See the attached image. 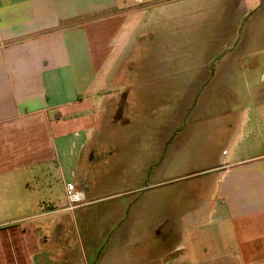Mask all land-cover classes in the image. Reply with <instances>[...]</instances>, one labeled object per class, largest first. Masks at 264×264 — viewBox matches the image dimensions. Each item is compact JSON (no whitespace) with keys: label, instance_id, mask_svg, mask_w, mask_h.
<instances>
[{"label":"crops","instance_id":"1","mask_svg":"<svg viewBox=\"0 0 264 264\" xmlns=\"http://www.w3.org/2000/svg\"><path fill=\"white\" fill-rule=\"evenodd\" d=\"M132 118L154 152L103 184ZM0 230V264H264V0H0Z\"/></svg>","mask_w":264,"mask_h":264},{"label":"rangeland","instance_id":"2","mask_svg":"<svg viewBox=\"0 0 264 264\" xmlns=\"http://www.w3.org/2000/svg\"><path fill=\"white\" fill-rule=\"evenodd\" d=\"M142 120V118H132L128 129L123 127L122 124H115L111 126L112 131L101 135L102 143H98V149L94 157L97 164L98 161H101L100 170L102 174L100 180L103 184L110 178L109 161H128L127 158H131V161H146L154 152L152 149L154 142L150 139L151 135L141 128ZM173 148L168 142L166 145L164 144L160 158L155 160L157 162H153L155 171L157 169L160 176L168 180H174L178 172L186 167V161H190L192 156L199 153L198 149L191 144H184V147L182 145V149L178 153L177 151L173 153ZM224 151L228 152V149L215 150L213 153L216 155L218 152L222 153ZM90 158L91 152L88 153L84 161H91ZM111 203L105 202L103 206H109Z\"/></svg>","mask_w":264,"mask_h":264},{"label":"built area","instance_id":"3","mask_svg":"<svg viewBox=\"0 0 264 264\" xmlns=\"http://www.w3.org/2000/svg\"><path fill=\"white\" fill-rule=\"evenodd\" d=\"M65 197L67 203L71 207L83 205L86 201L85 193L78 189L74 183H67L65 185ZM0 245H1V230H0Z\"/></svg>","mask_w":264,"mask_h":264}]
</instances>
